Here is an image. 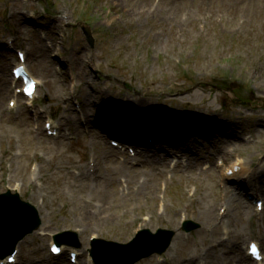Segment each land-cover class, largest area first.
Here are the masks:
<instances>
[{
  "label": "rangeland",
  "instance_id": "rangeland-1",
  "mask_svg": "<svg viewBox=\"0 0 264 264\" xmlns=\"http://www.w3.org/2000/svg\"><path fill=\"white\" fill-rule=\"evenodd\" d=\"M256 25L264 32V0H0V194L17 192L41 220L11 264H74L71 252L93 264L91 239L125 244L143 229L175 235L137 264H183L173 262L177 237L209 244L191 264H258L245 254L255 242L264 257V34L247 49L227 38L225 53L203 63L195 39ZM18 53L37 84L32 99L12 77ZM101 189L125 203L91 202ZM108 205V223L85 220ZM189 220L200 228L187 234ZM212 226L222 230L214 240ZM64 231L79 247L53 256Z\"/></svg>",
  "mask_w": 264,
  "mask_h": 264
},
{
  "label": "bare ground",
  "instance_id": "bare-ground-1",
  "mask_svg": "<svg viewBox=\"0 0 264 264\" xmlns=\"http://www.w3.org/2000/svg\"><path fill=\"white\" fill-rule=\"evenodd\" d=\"M232 20H235V18H232ZM259 27H260L259 25H256V26L250 27L247 30H243V31H249L247 33L246 32H238V33H234V34L231 33V35H224L218 31H213V32L209 31L210 33H206L203 36H197L195 39L197 41L201 42V49L198 51L197 58L202 62L206 59H210V58L214 59V58H217L218 56L224 54L225 53L224 45L227 42V38H230V39L235 38L236 41L243 44L244 46L238 45L241 49L256 48V45L254 42L251 41V38L256 37V36H260V37L263 36L264 32L256 31V30H258ZM180 37L187 39V37H185L183 35L173 34L172 35V41H177ZM216 42H218V44ZM204 64H206V63H204ZM195 73L197 74V76L201 75V69H199V68L196 69ZM10 159H12V158L10 157ZM230 170H232V168ZM232 172H233V170H232ZM82 174H83V172H82ZM114 193H115V191L110 192L106 196L105 190L101 189L99 192H97V194L99 195L97 199H91L90 198L89 200L91 202H95V203L100 204L103 201L106 202V199H111V201H113L115 203L124 204L125 200H121V198L123 195L127 196V194L122 193V194H119L117 196H114ZM110 196H111V198H110ZM150 200H151V206L149 207V209L152 210V208H154V206H155L156 198L149 195V201ZM195 202L196 201L194 199H190L189 202L187 204H185L184 206L182 204H178V206H176L173 209V211L175 213H181L184 210H189V209H191V207L194 205ZM126 206L127 205H125V207ZM212 206L214 209H216V211L221 206L220 202L218 200H216L215 197L213 199ZM110 208H111L110 205H108V207L106 206L105 208L103 206L96 207L94 212H92V215L90 217L84 211L85 212L84 218H85V220L91 219V221H96V223H99V224L108 223L110 221V219H112V215H107V210H109ZM116 209L120 210L121 207H117ZM118 215H119V213L115 214V216H118ZM202 217H203L202 218L203 222L207 223L209 221V223H212L209 220L210 217L208 216L207 213H206V215L202 214ZM125 218H126V216L124 215L122 219H125ZM134 218L136 219L137 217H134ZM157 219H158V217L154 214V211H149V222L148 223L150 225H153V223L156 222ZM172 222H174V220H172ZM130 224H133V222L131 220H127V221L121 222L118 225L119 232L121 235L124 236L126 234V232L128 231V228H126V227H128ZM220 233H222V230L217 226H212L211 230L209 231V234L211 235L212 240L216 239V237L218 235H220ZM210 248H212V247H210ZM208 249H209V244H207L206 242L202 243V244H199L196 241H194L193 243H190L189 240L185 239L184 237H177L176 242L174 243V246H173V252L175 255L173 262L177 258L178 262L180 261L183 264H191L192 259L189 257H192V256L199 257V256H201L202 253H204V255H208V253H207ZM14 261H17V260L13 259L12 262H14ZM5 262L6 261H4L3 263H5ZM263 263H264V261L259 262L258 264H263ZM74 264H80V263H79V261H77V259H75Z\"/></svg>",
  "mask_w": 264,
  "mask_h": 264
},
{
  "label": "water",
  "instance_id": "water-1",
  "mask_svg": "<svg viewBox=\"0 0 264 264\" xmlns=\"http://www.w3.org/2000/svg\"><path fill=\"white\" fill-rule=\"evenodd\" d=\"M85 36L87 37L88 41L93 44V40L91 38L90 32L88 29H83ZM16 197V198H15ZM11 197L9 195H4L0 196V201L1 202H7L9 204H0L8 207L10 210L5 217V220L0 218V258H4L7 255H10L11 251L13 250L14 246L16 243L21 240L25 235L32 233L34 230H36L40 224V221L37 220V213L36 211L31 208L30 206L21 203L18 199L17 196ZM9 198V199H6ZM11 199V200H10ZM27 208L31 211H33V216L28 218L24 213L23 209ZM3 211L0 206V212ZM21 227V228H19ZM19 228L16 232H14L15 229ZM191 229H188V231ZM161 234L168 235L170 232H163L159 231ZM73 237L76 238L74 234H70ZM77 245V244H75ZM113 245V244H109ZM166 244L159 250L158 252L161 253L164 251L166 248ZM122 247V246H120ZM151 253H146L139 255L138 257L134 259H124V262L122 263L120 261H117L112 264H133L137 262L138 260L148 257Z\"/></svg>",
  "mask_w": 264,
  "mask_h": 264
},
{
  "label": "snow or ice",
  "instance_id": "snow-or-ice-1",
  "mask_svg": "<svg viewBox=\"0 0 264 264\" xmlns=\"http://www.w3.org/2000/svg\"><path fill=\"white\" fill-rule=\"evenodd\" d=\"M32 90H33V89H32L31 86H29V87L26 89V91H27L29 94L32 92ZM255 247H256L255 245L252 246V250H253V251H255ZM52 251L55 252V251H57V249L53 248Z\"/></svg>",
  "mask_w": 264,
  "mask_h": 264
}]
</instances>
